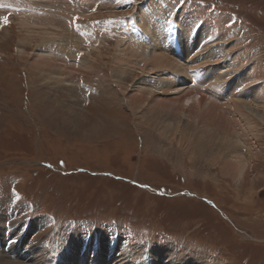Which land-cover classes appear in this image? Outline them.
Returning a JSON list of instances; mask_svg holds the SVG:
<instances>
[{
    "label": "rangeland",
    "instance_id": "rangeland-1",
    "mask_svg": "<svg viewBox=\"0 0 264 264\" xmlns=\"http://www.w3.org/2000/svg\"><path fill=\"white\" fill-rule=\"evenodd\" d=\"M45 1L0 0V203L15 208V226L31 227L29 246L91 244L72 264L102 256L112 264L123 254L130 264H264V110L256 107L264 98L249 100L262 119L213 111L210 102L225 107L224 92L214 101L202 94L200 107L190 105L194 94L178 118L173 105L171 117L148 120L156 102L175 97L163 85L169 72L156 75L131 56L149 49L137 30L147 13L178 46L168 56L188 65L190 54L210 48L198 65L216 50L235 68L227 92L246 89L242 99H251L264 90V0ZM178 39L190 50L179 54ZM178 74L181 89L189 79ZM148 87L158 94L138 90ZM199 141L202 155L192 149ZM25 251L17 262L36 264L37 251Z\"/></svg>",
    "mask_w": 264,
    "mask_h": 264
},
{
    "label": "bare ground",
    "instance_id": "bare-ground-1",
    "mask_svg": "<svg viewBox=\"0 0 264 264\" xmlns=\"http://www.w3.org/2000/svg\"><path fill=\"white\" fill-rule=\"evenodd\" d=\"M42 1L49 2V1H45V0H42ZM152 10L154 13H156V15L160 16L161 20H162V18H164V16L167 17L165 12L163 10H161L160 8H155ZM144 14H145V12H144ZM146 14L143 15L144 19L142 18V22H138L139 24L137 26V30L141 31L144 35L147 36L146 38H148L150 40L148 43L149 49L148 48L144 49L142 46L139 45L137 52L131 56H132V58L141 59L140 62H145V67H146V64L152 65V69H153V71H155L154 74L159 72V75H160L161 74L160 72L168 70L169 73L166 74L165 76H163V77H165L164 78L165 81H164L163 85L166 86V89L172 90L173 91L172 94L175 95V97H173V99H168L166 101L156 102L153 105L152 110H150L147 114L146 113L143 114L144 118H147L148 120L151 119V120H155V121H161V120L164 121V117L165 118L171 117L172 114L170 112H167V110L170 109L173 105H176L174 112H175V117H177L178 116L177 113H180V111H182L183 108H185V106L188 105V103H183L184 99H189V97H191L192 95L195 94L198 96V98H197V100H194V101L192 100L190 105L191 106L197 105L200 107L202 105L203 101L205 100L204 95H202V94H206V95L209 94V97H211L209 99L214 101V99H212V97L213 98H215L216 96L218 97L219 95H221V93L224 94V92H226L227 96L224 99H226L227 102L222 105L225 107H221L219 105H216L214 103L212 104V102H210V105L213 106V108H212L213 111H215V110L221 111L219 109L225 108L227 114H231L232 112H235V113L238 112L241 114L244 110L247 113H250L251 115L258 117L259 119H262V116L255 114V110L253 109V106L251 105V104H253V102L249 101V100H253V99L254 100L255 99L261 100L260 98H264V90L255 91V93L253 92L254 96H252L251 99H248V100L242 99L243 95H245L244 92L246 89L244 90V92L238 93V97H236L237 96L236 94H235V96L232 95L233 91H230V89H229V92H227L228 91L227 87L229 86V84L233 80L231 78L232 77L231 72H234L233 69H235V68L233 66L232 67L233 69H232L230 67V65L227 64V58H225L223 55H222L223 57H221L220 54H217L216 50L214 52H212V54H210L209 57L206 58L203 63H200L198 65H196V63L201 62L206 57L207 51L210 48L207 49L204 47L205 49L204 48L200 49V50H203L202 52H196L194 55L190 54V57L188 58L187 63H188V65H191V66L185 65L184 63L181 64L182 62L179 61L180 59H177L179 57L174 59V58L168 56V54H167L168 51L170 49L174 50L178 46H175L174 48H172L174 46V42L172 44L171 38L166 40L167 36L166 37L163 36L164 34L161 35L163 28L159 25V23H158L159 21L158 22H156L155 20L149 21L150 18H153V16L152 15H146ZM183 17H185V16L183 15ZM165 19L169 20V18H165ZM174 20L170 19V22H172L173 25H175ZM185 22L186 21H184V18H183L182 20H180V22L178 24L182 28L183 31L186 29H189V28L191 29V27H192V26H190L187 28V23H185ZM216 26H218V25H216ZM204 27H206V26H204ZM200 28L201 29H199V30H201V34L203 37L209 35L203 27H200ZM167 31H169V30H167ZM132 35H136V34H132ZM138 35H140V34H138ZM185 35H187V37H189V35H190V37H192V34H190L189 30H188L187 34H185ZM175 36H178V35L174 34V37ZM221 36H222V34L220 35V37ZM224 36H226V35L224 34ZM179 39H181V38H179ZM179 39H178L177 44H175V45H178V43H179L181 46V42H182V47H180V49H179L180 50L179 54L183 53V49L184 50L187 49V51L190 50L191 46L189 45V42H187L188 38H187L186 42L182 41V40L180 42ZM219 39L220 38H218V41H219ZM216 40H217L216 38L213 39V41H212L213 45L215 44ZM223 40H224V38H223ZM161 42L163 43L162 45H161ZM223 43H224V41H223ZM192 44L194 45V42H192ZM217 44H218V42H217ZM217 44H215L214 46L216 47ZM215 49H217V48H215ZM46 51H48L47 54L41 53V55L45 56L46 58L53 56L54 53H51V52H55L53 49L46 50ZM174 53H175V51H174ZM200 54L202 56H204V58L202 57V59H199ZM224 54H226V53H224ZM234 61L232 62V65L233 64L236 65V63H237V65H239L238 68H240L242 58L240 59V61H237L236 63ZM223 65L225 67V72L224 71L221 72L219 69V67L223 66ZM195 68H204L207 70L206 71L204 70V72H199V74H197ZM218 71L220 72V75L218 74ZM170 72L176 73L177 75H170ZM181 72L187 75L186 77L185 76L184 77L189 79V81H188L187 85H184L183 88L180 89L179 87L182 86V84L181 85L179 84L180 86H178V85H174V83H175L176 79L183 78L180 76V74H178ZM221 73H224V75H223L224 77L221 75ZM229 80H231V81H229ZM205 83H207L206 86H205ZM153 88L152 87H148V89L140 88L138 90L142 91L143 93L146 91V92H148L147 94L154 96L155 94H158V92H153V91H156V90H153ZM155 88H157V87H155ZM200 89H203V90H200ZM168 90H166V92H163V94L167 93ZM234 92H235V89H234ZM172 94H170V95H172ZM143 97L144 96L142 95L140 97V99L132 98L131 102L134 104L137 102L142 103V102H144ZM167 101H169V102H167ZM256 107L264 110V107L261 106L260 104H257ZM132 111L134 112V109ZM218 117H219V120H222L221 122H223V124H224V127H225L224 130L231 134L232 130L228 126V124L225 122L223 115L220 114V115H218ZM232 120H231V122H232ZM233 122H234V120H233ZM182 140H186V138H182ZM229 147H230V145H226L224 148L226 151H228ZM203 148H204V144L201 141L196 142L195 146L192 147V149L196 153H200L201 155L204 153ZM200 150H201V152H200ZM230 152L231 151H229V153ZM225 166H226V162H225ZM238 166H239V168L241 166L240 171L243 172L244 168H245L244 165L241 162H238ZM227 168L236 169L235 166L232 164H230L229 167H227ZM14 209L15 208H13L11 205L8 206L7 203H0V235H2V238L0 236V247H1L0 252L2 253V255L0 256V264H20L17 261L21 257L26 256V251H25L26 249H27V251H30L27 253V255H30V256L34 255V253H35L34 250L37 251L35 256L31 257L32 259L34 258L36 260V262H37L36 264H62V263L72 264L71 263L72 261H76V259L74 257L76 255V253H78L79 250H81V252H82V249H83L82 247L86 246V243L84 242V240L82 241L81 239L79 240V239H75V238L71 239V241H69L67 243H64V245H59L55 241L52 242V245L49 243L50 246H48V249H46V248H41V249L35 248L36 245L34 246L33 244H31L29 246L30 242L28 243L27 236H28V232L30 231L31 227L29 228V230H27V229H25V226H18L17 227L14 225V223H13L14 221L10 220V218H11L10 214L12 213L11 211ZM35 223H32L31 226H33V224L35 225ZM39 223H36V225H35L36 228H34L35 230L37 229V226L39 225ZM21 243H23V246H21L22 245ZM90 245L91 244H88V246L84 247L85 252L83 255H86V253H89V251H90L89 249L91 247ZM111 245H109L108 248H110ZM6 248H7L8 255L5 252ZM99 249L100 250H102V249L106 250L101 244L99 246ZM10 256H13V258H11ZM117 258H119V259H117L116 261L114 260L115 263H112V264H130L134 259V257H132L130 255H129V257H125L124 254L117 257ZM4 259H15V260H10L11 262H8V260L6 261ZM102 259L104 260V256L96 259L94 262H92V264H107L105 261L101 262ZM80 261H81L80 264H83L85 262L84 260L83 261L80 260ZM87 264H89V263H87ZM145 264H151V263H145ZM168 264H175V261L173 262V260H170V261H168Z\"/></svg>",
    "mask_w": 264,
    "mask_h": 264
}]
</instances>
